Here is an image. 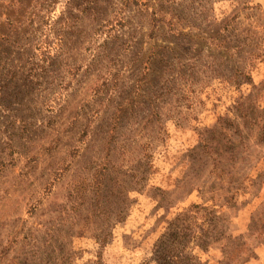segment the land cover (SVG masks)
<instances>
[{"label": "rangeland", "instance_id": "1", "mask_svg": "<svg viewBox=\"0 0 264 264\" xmlns=\"http://www.w3.org/2000/svg\"><path fill=\"white\" fill-rule=\"evenodd\" d=\"M263 81L264 0H0V264H264V182L206 161Z\"/></svg>", "mask_w": 264, "mask_h": 264}, {"label": "trees", "instance_id": "2", "mask_svg": "<svg viewBox=\"0 0 264 264\" xmlns=\"http://www.w3.org/2000/svg\"><path fill=\"white\" fill-rule=\"evenodd\" d=\"M235 19L236 17L233 16L219 22L217 32L211 39L215 41L216 44L214 45L216 47L234 51L233 55H238L240 57L239 66L234 70V73L229 77H222L227 83L240 86L244 82L248 84L252 83L250 69H247L248 61L250 62L251 58L254 60L260 59L262 55L255 54L254 48L250 50L244 49L245 47H253L252 44L254 45L256 41L254 38L255 33L252 32V36L248 35L243 40H239L233 29L236 23ZM229 37L230 40H227ZM252 66L253 65H251V67ZM263 89L264 81L259 86L252 85V92L250 95L241 103L234 106L232 111H230L231 117L228 118L226 115L218 119L220 123H227L230 126H234L233 137L230 139L229 145L224 146L217 142L215 144V150L217 152H207L206 154V161L211 160L212 168L210 172H207V175H210V178L213 180L221 181L225 174L223 170V160L226 159L225 154L227 153L225 152L223 154L222 150L226 148L229 151V161L232 163L229 177L234 190H236L238 186H242L244 182L249 183L250 187L264 182V171L257 172V166L262 158L260 152L264 151V107L258 103V95ZM212 155H214V157ZM254 172H256V174H252ZM254 175L255 177H253ZM236 195L235 192L230 200H233ZM172 247L176 246L165 245L164 253L171 250ZM166 257L165 255V259H163L166 260Z\"/></svg>", "mask_w": 264, "mask_h": 264}]
</instances>
